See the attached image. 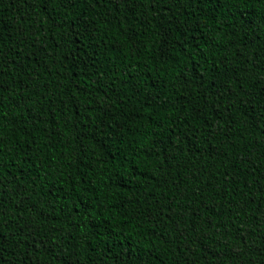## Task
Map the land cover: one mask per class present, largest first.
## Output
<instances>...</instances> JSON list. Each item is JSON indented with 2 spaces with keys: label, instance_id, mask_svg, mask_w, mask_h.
Listing matches in <instances>:
<instances>
[{
  "label": "trees",
  "instance_id": "1",
  "mask_svg": "<svg viewBox=\"0 0 264 264\" xmlns=\"http://www.w3.org/2000/svg\"><path fill=\"white\" fill-rule=\"evenodd\" d=\"M0 264H264V0H0Z\"/></svg>",
  "mask_w": 264,
  "mask_h": 264
}]
</instances>
